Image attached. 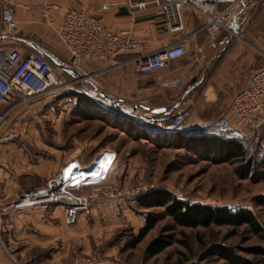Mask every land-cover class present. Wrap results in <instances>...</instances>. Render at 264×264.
Here are the masks:
<instances>
[{
	"label": "rangeland",
	"instance_id": "rangeland-1",
	"mask_svg": "<svg viewBox=\"0 0 264 264\" xmlns=\"http://www.w3.org/2000/svg\"><path fill=\"white\" fill-rule=\"evenodd\" d=\"M247 3V10L239 18V24H244L241 40L256 46L259 52L258 55L254 52L253 67L256 68L264 63V6L259 0H248ZM65 62L74 68L69 60ZM63 76L72 79L65 72ZM80 99L90 107V118L80 114ZM229 99V91L222 90L218 105L224 106L225 110ZM97 101L103 103L96 96L89 98L77 91L42 97L13 111L9 119L16 123L19 140L22 139L25 148L50 160L76 157L88 161L101 149H115L118 164L110 179L98 188L82 189L78 195H89L94 190L141 188L147 193L167 189L191 203L228 207L233 211L251 210L264 229V204L256 201L257 197L264 196V127L242 132L227 129L239 136L247 149L244 159H227L207 142L201 146L192 142L180 147L175 133L164 137L159 134L151 137L145 131L140 134L134 125L125 124L117 112L104 110ZM8 108L9 105L0 104V113ZM121 163L126 164L124 171L119 166ZM58 172L36 182L32 189L44 186ZM136 199L106 200L102 197L99 200L111 201L113 205L108 208L97 206L94 211L84 213L87 214L85 220L65 235L56 237L45 253L34 249L22 258H16L21 262L31 260V264H73L76 261L90 264L101 261L108 264H194L211 248L226 245L238 254L264 264V257L252 253L253 248H264V232L256 234L246 225L179 226L166 214L164 207L143 208ZM149 216L155 219L154 227L131 247L130 242L137 237ZM157 238L169 244L150 256L147 248ZM6 256L12 261L9 255ZM203 263L229 264L217 255L206 258Z\"/></svg>",
	"mask_w": 264,
	"mask_h": 264
},
{
	"label": "crops",
	"instance_id": "crops-1",
	"mask_svg": "<svg viewBox=\"0 0 264 264\" xmlns=\"http://www.w3.org/2000/svg\"><path fill=\"white\" fill-rule=\"evenodd\" d=\"M12 1L18 3L15 12L17 31L13 36L4 34L0 11V44L12 43L26 51H32L28 42H36L65 64V61H70V56L59 39L57 28L63 21L66 9H77L97 16L112 30H131L150 51L193 32L202 24V19L190 8H186L185 29L172 34L161 23L160 11L156 7L133 12L125 7H113L109 11H103L101 6L105 0H48L61 7L51 14L54 24L50 25L39 13L23 7L25 3L38 4L42 0ZM1 7L0 4V10ZM229 39L230 35L225 36L223 32L215 38L199 33L189 40L186 54L175 61L173 68L151 73L139 72L133 62L120 64L131 59L132 55H121L114 61L81 63L76 70L86 78H82L77 84L76 91L79 95L101 99L103 103L97 101L101 108L117 112L125 124L134 125L140 134L145 131L151 137L156 134L161 137L170 136L171 132L157 129L154 126L155 121L168 120L172 114L186 108L191 109V127L188 130L194 134H211L213 128L218 127L217 120L228 109V106L224 110V106L218 105L222 90L229 91L231 97L246 85L251 74L260 67H253V59L259 53L253 43ZM65 73L71 78H80L73 73ZM176 81L184 85L181 93L173 85ZM100 94L107 95L113 101ZM161 108L167 110V116L162 117V114L154 112ZM10 119L3 125V132L18 131L16 123H11ZM21 140L0 142V208L22 191L34 188L36 182L46 180L51 174L58 172L69 161L77 160L88 164L95 155L88 161L76 157H56L50 160L28 151ZM108 157L112 158L109 155ZM108 157L105 156L96 164L102 174L107 171L110 162ZM111 205V201L99 200L92 210L97 206L108 208ZM85 215L87 214H81L73 225L65 222L63 208L59 206L51 207L48 212L27 208L1 216L0 264H31V260L21 262L16 257L22 258L34 249L43 250L42 254L45 253L56 237L70 232L69 229L73 230L85 220ZM6 254L12 261L5 257Z\"/></svg>",
	"mask_w": 264,
	"mask_h": 264
},
{
	"label": "built area",
	"instance_id": "built-area-1",
	"mask_svg": "<svg viewBox=\"0 0 264 264\" xmlns=\"http://www.w3.org/2000/svg\"><path fill=\"white\" fill-rule=\"evenodd\" d=\"M248 0H105L101 9L109 11L113 7H125L129 11L145 10L149 7L159 9L161 23L166 29L176 34L185 29L184 11L190 8L202 24L196 30L182 37L162 45L155 50H148L147 45L131 30H112L102 20L93 15L77 10L66 9L57 33L61 43L66 48L70 62L74 69L80 68L84 62L114 61L121 55H132L125 64L133 62L141 73H151L160 69L174 67L175 61L186 54V45L192 37L204 33L208 38H215L222 32H228L237 40L243 39L244 24L236 33L230 31L234 17ZM1 24L4 34L15 35L17 20L15 12L18 3L10 0H0ZM264 6V0H260ZM24 8L36 11L45 22L53 25L51 14L60 10L58 4L48 0L41 3H25ZM64 71L55 67L40 53L32 50L26 51L12 43L0 44V104H7L9 108L0 113V142L16 141L19 132L16 130L2 131L3 125L10 114L42 97L57 96L64 93L76 92V86L82 78L67 80ZM173 85L181 93L184 85L176 81ZM191 109H182L168 120H156L154 126L166 132H185L191 127ZM217 126L222 130L232 129L237 132L264 127V63L250 76L246 85L233 94L228 102V109L217 120ZM111 156V164L102 178L95 180H79L73 175L65 177L64 171L71 164H77L75 172L92 174L94 165L104 158ZM118 164V154L110 148L98 151L88 164L71 160L59 172L48 179L44 186L37 189L22 191L8 204L0 208V217L27 208H36L48 212L51 207H62L65 222L69 225L76 223L78 217L90 213L96 200L104 198H137L146 193L141 188L122 191L109 190L100 192L94 190L89 195H78L85 188H98L110 179L113 168ZM122 171L126 164H119ZM91 182V183H89ZM73 264H90L89 262L76 261ZM98 264H108L106 261Z\"/></svg>",
	"mask_w": 264,
	"mask_h": 264
},
{
	"label": "trees",
	"instance_id": "trees-1",
	"mask_svg": "<svg viewBox=\"0 0 264 264\" xmlns=\"http://www.w3.org/2000/svg\"><path fill=\"white\" fill-rule=\"evenodd\" d=\"M79 105L80 114H83L85 116L84 118H87L90 107L83 103L81 99ZM218 128H213L211 134H194L190 130L175 133L177 143L180 147H185L192 142H197L200 146L207 142L212 145V148H216L220 153L225 154L227 159H244L247 155V149L242 139L230 131ZM136 200L143 208L164 207L166 214L179 226L196 228L209 227L213 224L234 227L246 225L256 234H263L264 232L263 226L257 216L253 211L248 209L233 211L228 207L191 203L179 198L167 189L147 192L137 197ZM256 201L258 204H264V196L257 197ZM154 225L155 219L152 216L147 217L145 226L139 231L137 237L133 238V241L129 245L131 247L136 246ZM168 244L166 240L161 238L154 239L149 244L147 253L150 256H154L166 248ZM252 253L264 257V248H253ZM213 255H217L229 264H259L256 260L244 257L238 254L234 248L226 245H218L211 248L210 252L202 257L201 261L194 264H207L203 263V260Z\"/></svg>",
	"mask_w": 264,
	"mask_h": 264
},
{
	"label": "water",
	"instance_id": "water-1",
	"mask_svg": "<svg viewBox=\"0 0 264 264\" xmlns=\"http://www.w3.org/2000/svg\"><path fill=\"white\" fill-rule=\"evenodd\" d=\"M255 0H250V2H254ZM249 5V3H247L244 8L237 13V15L234 17L232 24L230 26V31L232 33H236L238 31L239 28V18L242 16L243 13H245V11L247 10V6ZM233 38L232 35H230V39L231 40ZM29 45L31 46V48L33 50H35L36 52L40 53L42 56H44L48 61H50L55 67L63 70L64 72H68V73H73L75 75H77L80 78L85 79L86 77L84 75H82L81 73H79L76 69L68 66L67 64L61 62L57 57H55L53 54H51L47 49H45L41 44L36 43V42H28ZM101 96L105 97L108 100H112L110 97H108L105 94H100ZM155 113H160L162 114V117H165L168 115V112L165 108H161V109H156L154 111ZM162 120V119H161Z\"/></svg>",
	"mask_w": 264,
	"mask_h": 264
},
{
	"label": "bare ground",
	"instance_id": "bare-ground-1",
	"mask_svg": "<svg viewBox=\"0 0 264 264\" xmlns=\"http://www.w3.org/2000/svg\"><path fill=\"white\" fill-rule=\"evenodd\" d=\"M105 157V156H104ZM103 159V158H102ZM101 159V160H102ZM110 160L109 164H108V168H109V165L111 164V159H108ZM108 163V162H107ZM77 168V164H71L67 169H65L64 171V176L65 177H71L73 175H76L75 177H79V180H95L97 178H102L105 176L106 172L105 171L103 174H102V170L96 168V167H93L95 169H92V171H90V173L92 174H85V173H79L78 171L75 172V169ZM107 168V170H108ZM91 176V177H89ZM91 183V182H89Z\"/></svg>",
	"mask_w": 264,
	"mask_h": 264
}]
</instances>
